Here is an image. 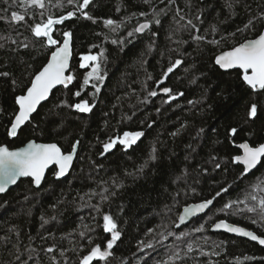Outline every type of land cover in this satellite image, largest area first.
<instances>
[{
  "label": "trees",
  "instance_id": "16d2710c",
  "mask_svg": "<svg viewBox=\"0 0 264 264\" xmlns=\"http://www.w3.org/2000/svg\"><path fill=\"white\" fill-rule=\"evenodd\" d=\"M45 4L40 9L20 0H0V73H9L0 75V146L18 148L35 139L58 143L69 152L79 141V152L64 179L55 178L54 167L41 187L23 179L0 195V264H80L92 247L106 248L111 238L103 230L104 214L113 216L121 238L108 261L93 264H164L175 252L180 259L169 264H264L261 245L211 231L215 222L227 220L264 235V220L247 212L245 204L238 205L245 209L241 214L218 211L229 201L244 200L264 178V160L246 176H241L243 166L232 162L241 154L239 144L264 143V90H252L242 71L225 72L215 64L219 53L261 34L264 0H92L84 10L91 20L67 0H45ZM153 9L160 13L159 24ZM13 11L25 15V21H12ZM69 11L76 15L57 25L53 37L62 42L63 32L72 33L69 74L74 80L55 90L12 137L8 132L18 111L15 98L26 92L54 49L46 39L35 37L31 27L49 15L59 18ZM107 19L120 27L113 31L104 23ZM187 20L195 27H180ZM143 22L152 27L129 37L128 32ZM101 52L104 80L84 85L89 69L80 67L82 57ZM177 59L183 63L158 86L163 72ZM93 85L100 88L95 96ZM163 87L183 95L166 102L169 94L162 92ZM77 91L79 97L74 95ZM150 91L158 94L149 96ZM81 100L95 105L92 112L67 106ZM253 103L255 118L248 115ZM232 128L237 129L235 136ZM126 131H142L144 136L129 149L117 144L101 154L104 143ZM216 162L220 169H215ZM228 185L229 191L217 197L206 214L176 228L185 206L209 199ZM254 194L264 196V190ZM201 225L204 230L196 232ZM169 231L175 235L169 236ZM148 243L153 247H146ZM49 247L55 251L47 252Z\"/></svg>",
  "mask_w": 264,
  "mask_h": 264
},
{
  "label": "snow or ice",
  "instance_id": "6c2138e0",
  "mask_svg": "<svg viewBox=\"0 0 264 264\" xmlns=\"http://www.w3.org/2000/svg\"><path fill=\"white\" fill-rule=\"evenodd\" d=\"M69 4H76L77 10L80 12V15L88 20L93 19L87 11H84L92 3V0H83L82 3H79L78 0H67ZM150 0H145V3H149ZM163 2V0H161ZM174 2V0H172ZM21 4L38 6L40 9L46 7L45 0H20ZM229 7H232V4H229ZM164 10L162 9L161 12ZM153 14L156 17L155 23L159 24V15L153 9ZM76 15V12L69 11L67 15H61L59 18H54L52 15H49L47 20L42 23H36L31 27V31L34 36L37 38L46 39L48 46H56L55 50L51 52L50 59L42 67L38 73L34 75V78L30 82V86L26 89V94L18 95L15 98V103L19 106L18 112L14 116V121L11 123L10 130L8 134L12 137L17 136L18 130L22 125H25L26 122H30L33 113L38 109V106L46 101L53 89L58 85L67 88L74 80L73 75H66L65 73L69 69V60L72 55L71 51V39L72 33L70 31H65L62 33L64 39L61 42L58 39L53 38V33L55 31V26L61 25ZM139 15L145 16L146 13L141 12ZM184 18L181 17V20ZM199 19V17H197ZM264 19V17H261ZM11 20L16 22L25 21V15H22L18 12L13 11L11 13ZM104 23L111 27L113 31H116L120 25H117L112 19H107ZM191 25L193 28L192 20H187L185 25H180V27H187ZM252 25L250 20L248 24L245 25V28H249ZM152 27L151 22L140 23L132 31L128 32V36L132 37L137 33H144L145 30H148ZM213 31H215V26H213ZM195 40H204L203 36L193 37ZM117 43V41H112ZM212 43H219L218 41H212ZM24 47H28L27 44ZM101 56L100 55H85L82 57L83 63L80 67H88L92 65L91 71L87 74V78L84 80V85H88L90 80L95 79L96 81H103L104 76L101 73ZM183 63L182 60L177 59L173 62L164 72L159 84H163L165 80L168 79L169 74L173 73L174 70ZM215 64L222 69H241L243 70V81L252 89V90H264V34L258 36L257 39L248 40L246 43H242L239 46L233 47L232 50L221 53L215 58ZM0 75L8 76L9 73L4 72ZM151 78V77H149ZM15 83V81H13ZM95 92L99 93L100 88L96 85H93ZM172 89L170 87H163L162 92L169 94V101L177 99L178 96H182L183 93H178L173 95ZM158 93L156 91H150L149 96L155 97ZM74 95L79 97L81 93L79 91L75 92ZM67 104V102H64ZM68 107L74 108L80 113H90L95 107L94 104H90L88 100H81L78 103L73 105H67ZM248 115L251 118L257 116V105L253 103L248 111ZM204 130L200 129L202 133ZM176 133H173L175 135ZM231 134L235 136L237 134V129L232 128ZM144 136L142 131H126L122 136H116L115 138H110V140L103 144V152L106 154L110 150L114 149L117 144L123 145L125 149L131 148L135 145L141 137ZM79 144V141H76V144L73 145L72 151L65 153L62 151L61 147L56 143H36L31 141L24 148L18 150H10L7 146H0V193H5L9 189V185H13L17 182L20 177H31L36 186H39L45 178V172L50 165H57L58 171L55 173L56 177L59 179L64 177L70 170L73 162V158L76 153V145ZM243 150L242 155H235L232 158V162L242 165L243 170L241 176H246L251 173L258 165L261 164L264 160V143H260L258 146H252L249 143H241L238 146ZM155 148H153V153ZM153 160L156 158L155 155L151 157ZM216 157H212V160H216ZM215 169H220L221 164L216 162L214 164ZM138 171H143V166L138 169ZM115 184L116 181L114 180ZM264 178H259L258 183L253 185V192L247 193L244 200L229 201L223 205L218 211L220 212H230L231 214H241L245 209L238 207L239 204L243 203L246 206V211L249 213H256L261 220H264V196L258 197L254 193L257 191L264 190ZM117 187H123V184H117ZM231 185L221 188L209 199H206L200 203L189 205L184 207L183 214L179 216V224L176 227H179L180 224H184L189 218L197 216L198 214L205 213L210 208H212L214 201L217 197H220L223 193H227ZM195 191V189H193ZM112 195H115L113 192ZM178 195V194H177ZM103 200H107L108 197H102ZM253 201L251 206H248V202ZM44 224L48 223L47 220H44L41 217ZM52 219H55L53 217ZM256 221L253 220V223ZM43 226V224H42ZM214 229H223L229 233H235L241 237H247L251 241H256L260 245H264V235H257L255 232L247 230L244 227L232 224L226 220H220L219 222L213 225ZM103 230L111 234V238L108 239L106 248H102L101 245L97 244L92 247L86 255L80 259V264H93L94 261H108L109 257L113 255L112 249L116 245L117 241L121 238V232L118 230V225L114 220L113 216L110 214L103 215ZM204 230V226L196 228V232H201ZM81 236H84L85 233L81 232ZM161 236H164V233H160ZM168 235H175L173 232H168ZM181 235H187L182 233ZM167 238L166 236L164 237ZM91 243V241H89ZM143 245L144 242L141 241ZM148 248H152L153 244L148 243L146 245ZM189 251L192 250V246H188ZM17 251H19L17 249ZM34 251V250H30ZM47 252L52 253L55 251L54 247H49L46 249ZM61 256H64V252H60ZM16 260H20V255H16ZM180 259V254L178 252L172 253L169 256V261L164 262V264H169V262H174L175 260ZM245 259H251V257H245ZM55 260V257H53ZM27 264V262H25ZM58 264V262H57ZM67 264V262H65Z\"/></svg>",
  "mask_w": 264,
  "mask_h": 264
},
{
  "label": "water",
  "instance_id": "95a60500",
  "mask_svg": "<svg viewBox=\"0 0 264 264\" xmlns=\"http://www.w3.org/2000/svg\"><path fill=\"white\" fill-rule=\"evenodd\" d=\"M144 23V22H143ZM56 27V26H55ZM145 31H147V30H145ZM142 34V33H141ZM261 34H264V29H263V31L261 32ZM260 34V35H261ZM54 38V37H53ZM258 38V36L256 37V38H253V39H257ZM248 40H252V39H248ZM248 40H246V41H244V42H242V43H246ZM63 42V41H62ZM241 43V44H242ZM240 45V44H239ZM239 45H237V46H239ZM60 45H56V46H52L54 49H53V51L55 50V47H59ZM71 51H72V55H71V57H70V60H69V69H68V71L65 73L66 75H69V73H70V71H71V65H72V59H73V55H74V51H73V39H71ZM230 50H232V48L231 49H228V50H226V51H230ZM226 51H223V52H226ZM223 52H221V53H223ZM221 53H219L217 56H219ZM50 56H51V54H50ZM50 56H49V59H50ZM216 56V57H217ZM48 59V60H49ZM48 62V61H47ZM218 66V65H217ZM219 67V66H218ZM220 68V67H219ZM222 69V68H221ZM223 71H225V72H229V71H235V70H240V71H242V73H243V70H241V69H238V68H236V69H227V70H225V69H222ZM34 78V77H33ZM166 81V80H165ZM165 81H164V83H165ZM163 83V84H164ZM163 84H159L158 86H161V85H163ZM61 87H63V86H61V85H58L55 89H53V91H52V93L50 94V96H49V98L46 100V101H43L39 106H38V109H37V111L35 112V113H33V115H32V117L38 112V110L41 108V106L42 105H44L50 98H51V96H52V94H53V92L55 91V90H57V89H59V88H61ZM24 94H26V92L24 93ZM17 107H19L18 105H17ZM18 112V111H17ZM32 119V118H31ZM13 121H14V119H13ZM31 121V120H30ZM29 122H26V124L25 125H27ZM25 125H22L21 126V128H23ZM20 128V129H21ZM20 129L18 130V133H19V131H20ZM18 135V134H17ZM142 138V137H141ZM140 138V139H141ZM31 141H35L36 143H45V142H39V141H37V140H35V139H32V140H30V141H28L27 143H25L24 145H22V146H20V147H18V148H10L7 144H4V145H1V146H7L10 150H18V149H21V148H24V147H26L27 145H28V143L29 142H31ZM52 143H55V142H52ZM243 143H245V142H243ZM247 143H249V142H247ZM56 144H58V143H56ZM76 144V143H75ZM250 144V143H249ZM59 145V144H58ZM251 145V144H250ZM60 146V145H59ZM61 147V146H60ZM61 149H62V147H61ZM127 149H129V148H127ZM241 150V154L240 155H242L243 154V150L242 149H240ZM62 151H64L63 149H62ZM72 151V150H71ZM65 152V151H64ZM70 152V151H69ZM78 152H79V144L78 145H76V153H75V156H74V158H73V162H72V166H71V168H70V170H69V172L64 176V177H61V178H57L56 177V175H55V178L57 179V180H61V179H64L65 177H67L69 174H70V172L72 171V168H73V166H74V164H75V162H76V160H77V156H78ZM65 153H68V152H65ZM262 163V162H261ZM261 165V164H260ZM260 165H258L257 166V168L256 169H258V167L260 166ZM56 168L57 169V171H58V166L57 165H50L49 166V168L46 170V172H45V178H44V180L41 182V184L39 185V186H36L35 185V183H34V181H33V179L31 178V177H20L18 180H17V182L15 183V184H13V185H9V189H8V191H10L12 188H14L21 180H23V179H31L32 181H33V184H34V186L35 187H37V188H39V187H41L42 186V184L44 183V181H45V179H46V177H47V175H48V173H49V171L52 169V168ZM256 169H254L252 172H254ZM56 171V172H57ZM251 172V173H252ZM250 174V173H249ZM7 191V192H8ZM7 192H5V193H7ZM5 193H0V195L1 194H5ZM202 202V201H201ZM215 202V201H214ZM197 203H200V202H197ZM197 203H192V204H190V205H193V204H197ZM187 206H189V205H187ZM213 206H214V204H213ZM212 206V207H213ZM186 207V206H185ZM184 209V208H183ZM183 209H182V211H181V214L180 215H182L183 214ZM211 209V208H210ZM209 209V210H210ZM208 210V211H209ZM208 211H206L205 213H201V214H198L197 216H194V217H191V218H189L184 224H180V226L179 227H176L177 229H181V228H183L184 226H186V225H188V224H190L194 219H197V218H199L200 216H202V215H204V214H206ZM220 221V220H219ZM219 221H217V222H219ZM227 221V220H226ZM217 222H215V223H217ZM227 222H229V223H232V222H230V221H227ZM214 223V224H215ZM177 224H179V219H178V222H177ZM176 224V225H177ZM213 224V225H214ZM232 224H235V223H232ZM235 225H238V224H235ZM238 226H241V227H244V226H242V225H238ZM244 228H246L247 230H250V231H253V230H251V229H249V228H247V227H244ZM211 231L213 232V233H225V234H229V235H231V236H235V237H239V238H243V239H246V240H249V241H251L249 238H247V237H241V236H239V235H237V234H235V233H229V232H226V231H224L223 229H219V230H217V229H214V227L212 226V228H211ZM253 232H255V231H253ZM256 233V232H255ZM257 235H259L258 233H256ZM251 242H254V243H257V244H259L258 242H256V241H251ZM260 245V244H259ZM262 247H264V245H261Z\"/></svg>",
  "mask_w": 264,
  "mask_h": 264
},
{
  "label": "rangeland",
  "instance_id": "374dc122",
  "mask_svg": "<svg viewBox=\"0 0 264 264\" xmlns=\"http://www.w3.org/2000/svg\"><path fill=\"white\" fill-rule=\"evenodd\" d=\"M83 63V62H82ZM87 69H89V71L87 72V74L91 71L92 65L90 64L88 67H85ZM87 74H86V78H87ZM92 80H90L89 84L91 83Z\"/></svg>",
  "mask_w": 264,
  "mask_h": 264
},
{
  "label": "bare ground",
  "instance_id": "6f19581e",
  "mask_svg": "<svg viewBox=\"0 0 264 264\" xmlns=\"http://www.w3.org/2000/svg\"><path fill=\"white\" fill-rule=\"evenodd\" d=\"M254 231V230H253Z\"/></svg>",
  "mask_w": 264,
  "mask_h": 264
}]
</instances>
